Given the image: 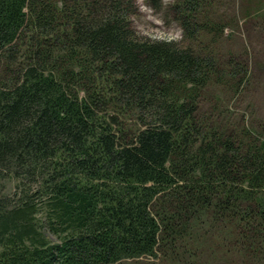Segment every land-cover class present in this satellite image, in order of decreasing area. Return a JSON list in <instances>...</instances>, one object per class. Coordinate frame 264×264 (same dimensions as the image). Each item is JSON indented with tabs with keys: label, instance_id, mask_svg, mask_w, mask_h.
<instances>
[{
	"label": "trees",
	"instance_id": "trees-1",
	"mask_svg": "<svg viewBox=\"0 0 264 264\" xmlns=\"http://www.w3.org/2000/svg\"><path fill=\"white\" fill-rule=\"evenodd\" d=\"M221 6L171 1L202 49L138 35L132 0H0V264H264V120L226 100L256 72Z\"/></svg>",
	"mask_w": 264,
	"mask_h": 264
},
{
	"label": "rangeland",
	"instance_id": "rangeland-1",
	"mask_svg": "<svg viewBox=\"0 0 264 264\" xmlns=\"http://www.w3.org/2000/svg\"><path fill=\"white\" fill-rule=\"evenodd\" d=\"M137 8V12L132 15V24L138 35L141 37L157 38V39H176L181 45H191L193 47L202 48L207 45L209 37L202 32L198 33L197 39L191 40L186 37L183 28L176 20L175 14L171 9L172 0H161L157 3L154 0H132ZM264 0H222L221 8H227V15H232L226 18L225 33L219 37L217 48L220 53L234 50L238 55H242V59L255 69V78L253 84L247 89L249 90L246 98L237 96L232 98L228 95L226 100H229L230 105L237 107L241 111L247 110V104L255 101V104L249 107L248 111L256 112L258 118L264 120V30L259 26L258 20L246 22L243 19V14L246 10H255L257 2ZM235 16V19L233 18ZM224 51V52H223ZM246 94V93H245ZM243 105V107H242ZM236 109V108H235ZM203 257L198 256V259L192 264H227L225 263V255L223 249H217L213 257H209L205 249ZM218 256V258H216ZM228 259V258H227ZM233 262V261H231ZM117 264H183L180 261L170 259H156L143 257L139 259L124 260ZM186 264H191L187 262ZM236 264H243L242 262Z\"/></svg>",
	"mask_w": 264,
	"mask_h": 264
}]
</instances>
